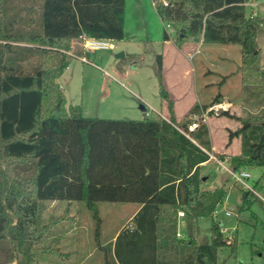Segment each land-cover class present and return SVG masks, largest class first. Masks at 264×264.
<instances>
[{"label": "trees", "instance_id": "obj_1", "mask_svg": "<svg viewBox=\"0 0 264 264\" xmlns=\"http://www.w3.org/2000/svg\"><path fill=\"white\" fill-rule=\"evenodd\" d=\"M154 1L160 19L173 28L177 45L238 44L243 82L264 87L256 40L262 18L247 13V0ZM124 4L0 0V264H10L17 256L16 264H34L40 255H69L57 245L60 236L37 246L64 218L43 222L45 200L84 201L94 211L100 201L139 206L132 223L111 241L105 264H159V241L178 239L180 209L191 217H212L222 202L224 191L203 188L204 175L199 173L211 149L208 127L200 119L193 130L187 128L195 120L189 114L202 107L194 103L184 122L176 120L162 83L160 55L156 74L167 118L89 117L79 105L65 108L57 78L69 64L71 39H123ZM241 120L239 128L228 132L227 144L234 137L241 139L231 166L260 168L264 179V115ZM248 192L243 200L250 202ZM178 240L193 247L187 264H217V248L226 244L217 220H212L209 243L192 237Z\"/></svg>", "mask_w": 264, "mask_h": 264}, {"label": "rangeland", "instance_id": "obj_2", "mask_svg": "<svg viewBox=\"0 0 264 264\" xmlns=\"http://www.w3.org/2000/svg\"><path fill=\"white\" fill-rule=\"evenodd\" d=\"M130 2L126 7V26L128 34L138 40L122 43L115 40L114 48L93 49L89 56L85 54L86 61L70 56L68 67L57 78L65 97L66 110L69 106L79 105L83 114L89 117L139 119L146 115L138 106L141 103L139 97L146 95L147 102L158 110L151 111L145 106L150 111L146 116L155 118L162 113L168 117L169 112L163 113L159 104V79L154 71L159 45L145 41L149 36L153 38L161 34L164 24L159 20L151 0H141L139 9L135 10ZM246 8L249 13L248 6ZM251 9L262 18L256 40L260 49V65L264 68V0H256ZM208 46L205 60L202 57L200 61L201 54L194 59L186 58L188 64L192 60L194 66L197 65L193 72L196 79L194 84L199 89L198 101L195 103L202 107L198 113L189 115L196 121L202 119L207 125L208 137L211 132L213 142H219L221 146L215 148L214 153L222 157L224 144L228 145V132L239 128L244 117L264 115V87L250 86L243 82L239 70L238 44ZM119 48L129 50L130 54L115 57L116 53L121 52ZM138 52L143 54L140 60L137 58L140 56ZM111 64L122 74L114 73ZM217 70L219 74L215 72ZM217 95L219 100L214 102ZM188 104L179 101V113ZM223 111L228 114H222ZM189 115L186 111L179 122H184ZM225 163L230 164L228 161ZM199 167L200 175L206 176L202 179L203 188H220L224 191L222 202L218 205L219 213L214 217H197L193 223L186 212L179 219L177 213V230L185 239L192 236L197 243H209L212 220H217L226 241L225 245L217 248V264H264V179L260 176L261 169L244 167L251 173L248 183L254 188V191L247 194L249 202L243 200V193L248 190L239 183H233L213 159ZM135 205L132 202L100 201L96 203L94 211L84 201L45 200L43 222L59 215L64 218L48 230L37 242V246H45L52 238L60 236L57 245L69 255H40L34 264H105V256L109 258L111 237ZM224 210L230 213L227 215ZM19 258L17 256L10 264H16Z\"/></svg>", "mask_w": 264, "mask_h": 264}, {"label": "crops", "instance_id": "obj_3", "mask_svg": "<svg viewBox=\"0 0 264 264\" xmlns=\"http://www.w3.org/2000/svg\"><path fill=\"white\" fill-rule=\"evenodd\" d=\"M255 1L256 0H247L245 2V6H248V8H249V11H250L249 13L255 14L254 11L251 9V7L255 4ZM128 2H130V0H125V4H124V38L119 41L121 43L123 41H127V40H129V42L134 41V40H138L137 38H133V36H130L128 34V28L126 26V7L128 6ZM130 3H132L131 6H132L133 10H135V8L139 9V6H140L139 3H141V0H135V1L131 0ZM151 4L155 10V7L153 5L152 0H151ZM155 12H156V10H155ZM143 13H145V12H143ZM150 15H151V13H150ZM133 16L135 17L134 14H133ZM157 16H158V14H157ZM158 18L164 24V22L160 19L159 16H158ZM164 33L167 35V38H165V39L163 37ZM172 34L174 35V31H169L167 28H165V25H164V29H163L161 34H159L157 37L154 36L153 38H151L149 36V38H146L145 41L149 44H152V45H157V44L159 45V53H157L155 55V57L157 58V55L161 56L162 83L164 85V88L168 92L169 98L173 101L174 115H175L176 120L179 121V118H181L186 113V111H188L189 108L196 101H198V96H199L198 95L199 89H198V87H197L198 90L196 89V86L194 84V83H196V79L194 78V74H193L197 65L194 66L192 60H191V63L188 64L186 61V58L192 57V59H194L195 57H197L198 55L201 54L200 61H201L202 57L205 60V58L207 57L206 53L209 51L208 48L210 47L208 45H210V44H206V43L204 44L203 42H197V43L184 42L182 45H177L175 43V37ZM79 41H80L79 39H75V38L71 39V41H70L71 48H70L69 52H71V54H73L74 57L79 58L80 60H82L81 57H84L86 59L85 54H87V56H89L91 54V50H84L81 47V45L79 44ZM114 41L115 40H112V43ZM77 44H79V45H77ZM112 48H114V43H113ZM119 49L124 53V56L127 54H130V52H128L129 50H127V49H123V48H119ZM239 51H240V48H239ZM79 52L85 53V54L82 55V54H79ZM138 53L140 54V56L137 58H139V60H140V58L142 59L143 54L141 52H138ZM67 54H68V51H67ZM86 60H82V61H86ZM131 60L134 61L135 58H132ZM198 60H199V57L197 58V61ZM111 66H112L114 73L122 74V72L120 70H118V68L114 64H111ZM154 71H155V75H156V69H154ZM104 72L106 74L108 73L107 71H104ZM151 72L153 74V70H151ZM215 72H217V74H219L218 70ZM157 90H158V96L160 98L159 104L161 106V110H163L162 111L163 113L164 112L166 113V111L168 112L167 101L165 99H162L159 95V84H158V82H157ZM139 101L141 103L138 106L142 105V108H140V107L139 108L141 111H144V114H146V111H148L145 106L149 107L151 111H155V112L158 111L151 104H149L147 102L146 95L139 97ZM179 101L189 103L187 106H185L184 110H182V112H180V113L178 110ZM167 114H169V113H167ZM161 116L167 118V116L163 115L162 113H161ZM209 134H210L209 138H211V132ZM225 144L223 147L224 151L222 152V154L224 156H222V157H220L214 153L215 148H218L221 146H219L220 145L219 142L214 143L212 138L210 140V145H211L212 150L206 151L204 148H202V149H204L207 153L209 152V153L215 154L219 158L227 159V161L230 163V161H231L230 158L232 156L227 155V154H229L228 152H230L233 155H238L241 151L240 150L241 141H239V137H234L232 139V141L229 142L228 145H225ZM232 147H233V150H232ZM215 152H218V151H215ZM209 161H210V158H208L206 161L202 162L200 164V166H202L203 164H205ZM229 165H231V163ZM138 209H139V206L136 204L135 207L131 210L128 218H126V220L122 224H120L119 227L116 229L115 233L111 237L112 242L114 241V238L120 229H122L124 226H127L128 224L130 225L132 223L131 219H132L133 215L137 212ZM225 211H228V210H224V213H225ZM229 213L230 212L228 211V214ZM184 216H185V213L183 216L178 215V219L182 218ZM214 216H216V215H213L212 217H214ZM196 218L197 217H191V222L192 223L195 222ZM223 229L224 228H222V230ZM176 231H178L177 226H176ZM180 235H181V237L178 236L177 237L178 239H181V238L185 239V237L182 234H180ZM191 237L192 236H190L189 238H191ZM64 238L65 237H63L62 240ZM192 238H194V237H192ZM178 239L174 240L172 242L168 241L166 244H164V242L162 243V240L159 241L160 242L159 246L161 244V247L158 246L159 249L157 248L158 249L157 250L158 251L157 252V258H158L159 264H187L192 260L193 255H194L193 247L189 244L180 242L181 240L179 241ZM185 256H187V257L185 258Z\"/></svg>", "mask_w": 264, "mask_h": 264}, {"label": "built area", "instance_id": "obj_4", "mask_svg": "<svg viewBox=\"0 0 264 264\" xmlns=\"http://www.w3.org/2000/svg\"><path fill=\"white\" fill-rule=\"evenodd\" d=\"M152 1H153V5H155V1L154 0ZM159 1H161L164 5L167 4V0H159ZM164 25H165V28H167L169 31H174L173 28L170 26V24L164 23ZM79 40H80L79 44L84 50L107 49V48L113 47L112 39L96 38V37L81 35ZM68 54L73 56V54H71V52L69 51H68ZM81 59L86 60L84 57H81ZM148 114L149 112L146 111V115ZM197 124L198 122L194 120L188 125L187 127L188 130L189 131L193 130L197 126ZM179 130L181 129L179 128ZM181 131L185 135H187L186 132H184L183 130ZM208 154H209V158L213 159L218 164L219 168H221L224 172H226L229 175V178L233 180V183H239L242 187L246 188L247 190L254 191V188L251 187L248 183V178H250L251 176V173L248 170H246L245 168H234L231 165L225 163L227 159L219 158L213 153L208 152ZM218 213H219V208L217 207L216 209H214L213 215H217ZM225 213L228 214V211H225ZM178 215L183 216L184 215L183 210L178 211ZM176 235L181 237L178 231H176Z\"/></svg>", "mask_w": 264, "mask_h": 264}, {"label": "water", "instance_id": "obj_5", "mask_svg": "<svg viewBox=\"0 0 264 264\" xmlns=\"http://www.w3.org/2000/svg\"><path fill=\"white\" fill-rule=\"evenodd\" d=\"M124 53L121 51V52H118L115 54V57H119V56H123ZM140 108H142V105L139 106ZM206 176H203L202 179H204Z\"/></svg>", "mask_w": 264, "mask_h": 264}]
</instances>
